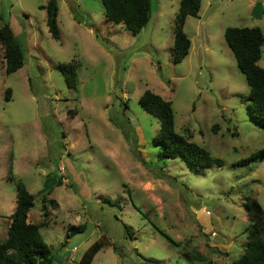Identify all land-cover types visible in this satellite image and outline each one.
I'll return each instance as SVG.
<instances>
[{
    "label": "rangeland",
    "instance_id": "obj_1",
    "mask_svg": "<svg viewBox=\"0 0 264 264\" xmlns=\"http://www.w3.org/2000/svg\"><path fill=\"white\" fill-rule=\"evenodd\" d=\"M48 1L0 0V27L10 26L25 54L7 74L0 43V241L20 181L34 198L27 222L40 226L52 264H78L96 241L105 246L92 264H197V254L210 264L237 261L247 204L264 209V158L240 163L264 151V131L223 34L264 33V0H202L184 24L190 49L180 64L171 56L180 0H149L150 19L135 36L105 21L101 0H56L58 41L41 9ZM69 62L75 89L57 69ZM257 64L264 69V45ZM146 90L171 102L176 133L221 167L158 160L159 123L139 104ZM79 225L85 232L67 237Z\"/></svg>",
    "mask_w": 264,
    "mask_h": 264
},
{
    "label": "trees",
    "instance_id": "obj_2",
    "mask_svg": "<svg viewBox=\"0 0 264 264\" xmlns=\"http://www.w3.org/2000/svg\"><path fill=\"white\" fill-rule=\"evenodd\" d=\"M103 16L106 22L122 25L124 30L135 36L147 25L150 19L149 0H101ZM202 0H180L175 17L174 41L171 51L172 60L180 64L189 53L190 41L183 31L188 17H196L200 11ZM46 12V25L53 40H59L57 27V2L49 0L41 7ZM77 19V18H76ZM75 19V20H76ZM78 22V21H77ZM80 23V22H78ZM225 43L232 52L238 70L244 75L249 89L248 111L255 122L264 131V69L258 66L264 45V33L259 28H227L223 34ZM0 43L4 48L3 58L5 72L12 74L23 67L25 54L15 41L14 34L8 24L0 27ZM69 89L77 87V71L74 63H63L57 66ZM10 90L4 93V100H10ZM141 108L157 119L159 131L154 145L159 148L158 160H179L198 171L200 169L221 167L222 163L214 159L209 151L189 141L175 131L172 104L149 90L139 98ZM127 105L124 104L126 109ZM264 158V151L241 161V165ZM10 181H14L9 176ZM16 204L11 215V223L7 237L0 241V264H52L53 259L49 246L40 234V226L28 223V213L33 207L34 198L20 181L15 183ZM44 200V198H43ZM109 206L118 207L119 202L106 200ZM250 218L247 231L246 249L241 258L231 264H264V209L256 202L247 204ZM85 225L71 226L67 237L85 232ZM126 235L131 238L132 232L124 225ZM170 243L173 241L161 230H157ZM105 246L104 242H94L81 256L78 264H92L95 256ZM178 246V245H176ZM143 259L141 255H138ZM151 263V260L143 259ZM197 264H210L203 256H194Z\"/></svg>",
    "mask_w": 264,
    "mask_h": 264
},
{
    "label": "water",
    "instance_id": "obj_3",
    "mask_svg": "<svg viewBox=\"0 0 264 264\" xmlns=\"http://www.w3.org/2000/svg\"><path fill=\"white\" fill-rule=\"evenodd\" d=\"M262 14V7L261 5H256L253 11V16L255 18H259Z\"/></svg>",
    "mask_w": 264,
    "mask_h": 264
}]
</instances>
